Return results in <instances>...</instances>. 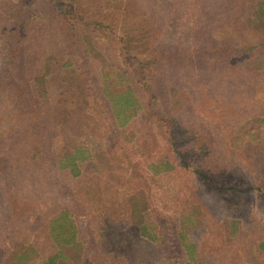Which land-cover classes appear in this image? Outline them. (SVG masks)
I'll return each mask as SVG.
<instances>
[{
    "label": "rangeland",
    "instance_id": "rangeland-1",
    "mask_svg": "<svg viewBox=\"0 0 264 264\" xmlns=\"http://www.w3.org/2000/svg\"><path fill=\"white\" fill-rule=\"evenodd\" d=\"M259 1L0 0V264L23 253L22 264H44L56 250L49 220L64 208L81 241L65 264H180L181 215L201 264H260ZM159 55L170 64L160 77ZM105 88L133 90L126 124ZM76 145L92 159L72 177L53 162Z\"/></svg>",
    "mask_w": 264,
    "mask_h": 264
},
{
    "label": "trees",
    "instance_id": "trees-1",
    "mask_svg": "<svg viewBox=\"0 0 264 264\" xmlns=\"http://www.w3.org/2000/svg\"><path fill=\"white\" fill-rule=\"evenodd\" d=\"M261 1V0H260ZM259 2V5L261 4ZM19 29V28H18ZM19 32H21L19 30ZM136 40V39H135ZM144 43V42H143ZM8 44H14L17 45L18 40L15 39L13 35L10 36V40L8 41ZM137 46V43H136ZM240 52L241 48H238L235 52ZM157 63H159L157 69L160 70L158 72L160 75L155 73H152L153 75L149 76L147 78L148 82L150 79H158L161 74L163 75V72L165 68L167 67L168 70L170 69L169 62L166 63V60L164 56H158L156 57ZM150 63H153L152 61H148V65ZM155 65V63H153ZM146 67H141L143 69ZM149 75V74H148ZM156 75H158V78H155ZM142 90H144L146 93H148V96L150 98L149 103L153 104V98L156 97V92L152 90L150 84L144 83L141 86ZM106 91H104V95L107 97V101L110 105V111L111 115L114 117L116 123L118 125L126 124L131 117L135 116V112L133 111L138 104V99L133 94V90L131 88L126 89V91L118 92V93H112L107 88H105ZM131 108V109H130ZM164 120H166L170 124V137L171 139H174L175 137V131L176 128L178 129V126H176L175 121L177 120L176 115L166 113ZM92 155L89 153L88 149L85 146L82 145H76L73 147L71 153H67L64 155H59L53 162V166L58 171H64L68 173L69 176L75 177L81 174V169L85 168L87 165V162L91 161ZM206 182H208L207 189L209 191H212L211 194L215 196L216 192L223 191V189H217V187L214 185V179H204ZM235 191L240 192L235 187H227L226 192L228 191ZM253 190H259L258 187L252 186L250 184L247 185V188L242 190L245 193H249ZM260 192V191H259ZM223 193V192H222ZM72 212L69 209H61L59 213L51 218L49 220L48 224V230H49V236L53 240L56 250L49 255L45 261L44 264H65L62 263L63 261L68 259V252L69 250H77L81 246V241L78 236V229L75 224L74 218L72 216ZM77 212V211H76ZM182 215L179 217L177 223V228L179 229L176 231V239H175V247H178L181 250V254L178 255V257L181 259L179 261L180 264H201V261L197 258V249L195 248V242L188 237V232L182 231ZM237 220V216H236ZM258 230L261 233L257 234V238L255 241H253V256H255V260L260 263L264 264V224L263 226L259 227ZM175 235V231H174ZM168 255V254H167ZM17 261L16 264H22L25 262L24 259V253L17 255ZM69 264H76L72 263L70 261Z\"/></svg>",
    "mask_w": 264,
    "mask_h": 264
}]
</instances>
